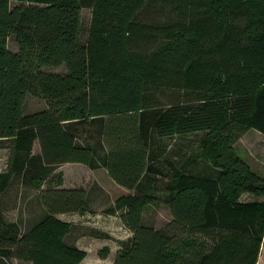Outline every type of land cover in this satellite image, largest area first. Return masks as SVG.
<instances>
[{
  "label": "trees",
  "instance_id": "1",
  "mask_svg": "<svg viewBox=\"0 0 264 264\" xmlns=\"http://www.w3.org/2000/svg\"><path fill=\"white\" fill-rule=\"evenodd\" d=\"M28 94L46 108L25 115ZM251 130L264 137V0H0V264L86 259L58 218L90 212L87 191L55 174L66 164L127 191L103 211L133 233L113 264H257L264 200L243 197L264 198V179L235 148ZM200 134L212 173L158 168L162 140ZM17 185L45 210L32 223L4 215ZM158 201L160 228L145 220Z\"/></svg>",
  "mask_w": 264,
  "mask_h": 264
},
{
  "label": "rangeland",
  "instance_id": "2",
  "mask_svg": "<svg viewBox=\"0 0 264 264\" xmlns=\"http://www.w3.org/2000/svg\"><path fill=\"white\" fill-rule=\"evenodd\" d=\"M91 12L84 10L82 12V40L86 38L87 29L90 22ZM8 48L12 52L18 50L15 37L11 36L8 39ZM48 71L63 73L66 71L65 66L60 68H49ZM46 103L37 98L32 94H28L23 110L25 115L35 112L43 111L46 108ZM204 135H191L185 137H172L169 139L162 140V154L159 156V161L156 163L158 168L164 170V172H170L172 168L169 167L168 161H174L177 163V166H182L183 163L188 164V168L191 169L194 173L200 174H209L212 173V162L210 161L209 155L207 152H203V146L201 144V138ZM10 142L7 141L5 145H0V172L7 170L9 166ZM236 152L238 155L249 165L252 171L256 174H259L264 179V137L261 133L251 130L246 135H244L241 140L235 146ZM34 152H39L38 143L34 146ZM64 175V185L71 186V188H83L87 191L89 199L93 202L92 209L94 213H98L107 208V201L116 199L122 193L126 194L127 191L124 189L121 190L119 186L109 177L108 173L103 169L91 170L90 168L74 164L67 167H59L55 169V174ZM170 176V173H168ZM169 177H163L161 181L162 185L167 183ZM54 181V180H53ZM56 182H52L51 179L47 180L45 186L55 185ZM69 184V185H68ZM161 185V186H162ZM74 186V187H73ZM30 194L31 201L33 203L32 212L28 211V206L26 207L23 204V197L25 194V189L21 190L20 186H15L13 190L5 197V202L7 206L4 207V215L8 221H18L19 219L24 220L26 223H32L34 221L33 214L34 209L37 208L38 202L35 199L37 191L33 188L28 190ZM164 195H162L163 197ZM264 199V198H263ZM246 200V199H244ZM31 204L29 207H31ZM100 213V214H101ZM74 217V218H73ZM70 217V221L73 220L74 224H85L87 222L93 223V220L80 219L79 216ZM68 219V220H69ZM170 219L169 207L164 204L162 201L153 204L149 207L146 212L145 220L149 224H153L156 227L160 228L164 226ZM36 220V219H35ZM84 226V225H83ZM77 229L81 230V235L78 239V244L81 247H86L90 253V257L87 259L86 263L88 264H113L116 254L118 252L117 248H122L121 239L112 238V240L103 241L102 238H99L100 235L105 237V233L98 232L91 229L90 227H78ZM73 234L78 233L76 229H73ZM117 238H123L124 235L119 232L114 233ZM102 239V240H97ZM124 240V239H123ZM71 239H68V243H71ZM119 242V243H117ZM264 242V235H263ZM106 244H109L110 247H107ZM111 254V256H109ZM262 263L264 264V250L261 252ZM15 264H22L15 262Z\"/></svg>",
  "mask_w": 264,
  "mask_h": 264
},
{
  "label": "crops",
  "instance_id": "3",
  "mask_svg": "<svg viewBox=\"0 0 264 264\" xmlns=\"http://www.w3.org/2000/svg\"><path fill=\"white\" fill-rule=\"evenodd\" d=\"M9 148V147H8ZM39 152H40V148H39ZM38 152V153H39ZM71 165H74V164H66V165H63L64 167H67V166H71ZM62 167V166H61ZM63 175V174H62ZM63 181H64V175H63ZM56 185V184H55ZM69 185V184H68ZM63 188H71V186H67V185H64V182H63ZM74 187V186H73ZM119 188L121 190H123L124 188L120 187ZM125 190V189H124ZM126 191V190H125ZM125 194V193H124ZM123 195V193H122ZM246 199V200H244ZM115 199H112L111 201H107L106 203L108 204L107 207H109L113 202H114ZM264 199L263 198H256L254 196H250V195H246L243 197V201L244 202H251V201H263ZM23 204L28 208V211L29 209L30 210V213L32 212V208L33 207V203L31 201V197H23ZM90 202H93L92 200H90ZM31 204V207H29V205ZM92 204L90 205V212H87V213H84V214H63V215H59L58 218L63 220V221H66V222H69L72 224L73 226V229H76L78 231V233L75 235V233L73 234V232L68 236V239L70 238L72 241L70 243V245L72 246H76L78 247L79 249L81 250H84L85 252H87V257L86 259L81 263V264H88L86 263L87 259L90 257V253L89 251L87 250L86 247H81L77 242H78V239L80 237H82L81 235V230L82 229H77L78 227H84V226H87V227H90L91 229L93 230H96L98 232H101V233H105V237L101 236L99 238H102L103 241L106 242V240H112V238L115 237V239H121L122 242H120V244L124 243V242H127L129 239L132 238L133 236V233L125 227V225L123 224V222L121 221L120 217L119 216H109V215H105L103 213V211L105 210H102V213L101 211L98 212V213H94L93 209H92ZM101 213V214H100ZM45 214V210L43 208V206L41 204L38 203V206L36 209H34V214H33V218H35L36 220L39 219L40 217H42L43 215ZM73 216H79L80 219H85V217L89 216L87 219H91L93 220V223H90V222H87V223H83V224H74V222H72L73 220L70 221V217H73ZM74 218V217H73ZM35 219H33L35 221ZM69 219V220H68ZM32 221V222H34ZM84 225V226H83ZM72 229V230H73ZM121 231V234L124 235L123 238H117V236L114 234L115 232H119L120 233ZM102 239H97V240H102ZM124 239V240H123ZM119 243V242H117ZM107 247H110L109 244H106ZM118 251L121 249V248H117ZM264 250V247H261V251H260V255H259V260H258V263L257 264H263L262 263V256H261V252ZM117 254V253H115ZM111 256V254L109 255Z\"/></svg>",
  "mask_w": 264,
  "mask_h": 264
},
{
  "label": "built area",
  "instance_id": "4",
  "mask_svg": "<svg viewBox=\"0 0 264 264\" xmlns=\"http://www.w3.org/2000/svg\"><path fill=\"white\" fill-rule=\"evenodd\" d=\"M262 247H264V242L262 243Z\"/></svg>",
  "mask_w": 264,
  "mask_h": 264
}]
</instances>
